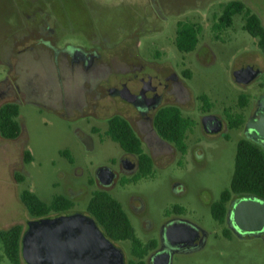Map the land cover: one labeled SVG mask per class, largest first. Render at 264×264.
<instances>
[{"label": "rangeland", "instance_id": "1", "mask_svg": "<svg viewBox=\"0 0 264 264\" xmlns=\"http://www.w3.org/2000/svg\"><path fill=\"white\" fill-rule=\"evenodd\" d=\"M231 1L245 4L264 27V0H0V26L10 22L7 45L0 56L4 62L0 85L10 73L9 63L16 65L14 55L24 46L22 37L26 36L29 45L42 33L57 47L71 45L100 54L96 63L111 73L109 86L116 83L114 73L124 62L167 64L181 76L188 96L181 101L173 98L166 105L179 107L181 115L192 121L185 135L187 153L182 155L176 147L172 154L163 153L158 145L149 147L141 140L143 152L153 158V174L124 189L118 184L104 189L97 181V171L112 167L119 173L118 161L126 156L106 135L109 120L116 115L113 99L90 96L85 115L72 118L39 100L16 104L0 99V110L16 104L22 127L15 140L0 134V233L20 227L23 235L28 221L36 219L21 201L25 190L47 204L56 196H65L74 204L69 212H86L93 194L104 191L123 204L129 199L142 204L140 210L133 212L128 207L127 212L143 241L158 237L165 213L179 215L204 230V245L175 254L172 264H264L261 238H229L212 215L213 204L230 189L238 142L249 140L244 129L264 94V52L259 39L244 29V15H235L228 28L219 27L224 7ZM178 23L201 29L199 43L190 53L176 47ZM51 28L49 37L46 30ZM245 64H256L262 71L250 84L240 85L233 73ZM11 74L15 76L16 69ZM72 94L65 90L62 95L73 98ZM207 112L223 120V134L204 132L201 120ZM126 117L139 135L134 119ZM240 120L243 124L232 129L231 123ZM27 152L32 158L29 163ZM54 215L51 212L43 218ZM0 264H13L1 240Z\"/></svg>", "mask_w": 264, "mask_h": 264}, {"label": "flooded vegetation", "instance_id": "2", "mask_svg": "<svg viewBox=\"0 0 264 264\" xmlns=\"http://www.w3.org/2000/svg\"><path fill=\"white\" fill-rule=\"evenodd\" d=\"M46 31V35L51 37L54 30L51 28ZM41 34L37 33V37H34V40L29 45L25 44L26 36L24 35L22 37L24 39V46L18 49L14 55L17 59L16 65L9 63L11 69L8 77L0 85V99H12L16 104L24 99L39 100L50 107L51 110L64 117L72 118L76 115H85V110L89 106L88 98L90 96H93L95 100L111 98L114 101L115 116L125 119L135 131V128L126 115L134 119L140 131L139 135L136 131L135 133L140 141H145L149 147H152L153 144L158 145L163 153L172 154L174 152L173 147L175 148V145L158 133L155 127V120L160 111L171 108V106H167L166 104L173 101V98L181 101L188 96V91L182 78L175 70L170 69L167 64L147 66L137 62H124L120 65L122 69L114 73L117 77L116 83L109 86L106 82L111 78V73L105 69L104 65L100 66L96 63L100 54L71 45L64 46L63 48L57 47L53 45L52 41L48 40V37H42ZM254 65L256 64H252L251 66ZM15 69L16 75L13 76L11 73ZM259 69L262 71L261 68ZM65 90L67 92H73V98H64L62 94H64ZM172 108L180 109L179 107ZM258 114L259 108L256 109L251 118L258 119ZM208 115L214 114L207 112L202 116V119ZM218 118L223 123V130L219 134L206 132L201 120L202 128L206 134L221 135L224 133L226 126L223 120L220 117ZM244 132L248 138L246 128ZM123 152L126 156H123L117 164L120 174L112 167H109L116 175L114 185L105 188L98 182L104 189L113 188L117 184L121 189H124L137 185L153 174V158H151V173L147 174L148 162L141 161L138 155ZM151 152L152 155L157 154L154 150H151ZM248 196L254 195H237L232 198L226 207L225 222L218 223L224 226V233L229 238L233 236L240 238L259 237L264 241V235H258L253 232H241L234 218L232 217L229 220V214L234 209L233 202ZM115 200L121 205L130 226L134 230L135 237L147 247V255L143 258L145 264H163L168 258H170L169 264H172L175 254L196 251L206 241L207 236L203 229L183 220L179 215L171 217L169 213H165L164 223L161 226L158 237H149L143 241L138 237L134 221L127 212L128 207L133 212L140 210L142 204H138L133 199H129L125 204L119 202L117 199ZM70 210L63 213H55L54 216L83 215L92 219L102 233L103 240L109 245L100 250L96 247L93 248V250L88 251L87 254H84L80 258L82 261L92 260L97 264H132L139 261L134 253L133 240L128 237H123L120 232H114L116 231L115 225L112 226L109 224L106 226L104 223H101L90 212L88 207L86 212H69ZM180 211L182 213V210ZM35 220H40V218ZM182 221L187 222L188 225L196 229L195 240L193 242L194 246H191L189 242L173 244L165 238V232L172 226L181 224ZM29 222L27 223V230ZM148 225L149 223L147 222L146 229H148ZM81 226L82 228H86L85 230L88 235L95 240L93 234L89 232L91 224L87 220H84ZM55 227L56 225L52 228ZM82 236V230L78 228L73 232L67 233L63 237V240L65 242H71L82 238ZM22 251L21 246V259L26 263ZM128 253L130 257H128Z\"/></svg>", "mask_w": 264, "mask_h": 264}, {"label": "trees", "instance_id": "3", "mask_svg": "<svg viewBox=\"0 0 264 264\" xmlns=\"http://www.w3.org/2000/svg\"><path fill=\"white\" fill-rule=\"evenodd\" d=\"M244 15V29L254 38L259 39V47L264 52V27L259 17L254 14L245 4L240 1H231L224 7L220 18L219 27L228 28L232 25L235 15ZM201 29L196 24L178 23L176 47L181 52L190 53L194 51L199 43ZM203 101L206 98L202 97ZM19 108L16 105H6L0 110V134L6 140H15L20 137L22 127L18 121ZM242 120L236 124L231 123V128H239ZM158 133L175 145L185 154L187 151L185 143L186 132L192 127V121L181 115L177 108H167L159 112L155 120ZM107 137L117 143L120 148L128 153L140 156V160L148 162L147 174L151 173V160L143 153L142 144L130 124L123 118L114 116L109 120ZM32 161L27 152V163ZM254 195L264 199V148L251 140H240L237 145L235 159V171L229 190H226L221 199L212 206L214 219L223 223L226 215V205L231 195ZM21 201L26 206L30 215L36 219L48 216L51 212L63 213L73 208V202L65 196H56L50 204L41 200L36 194L29 190L23 191ZM88 209L106 226H116V231L123 237L133 240L134 253L139 259L132 264H145L143 258L147 255V247L144 246L134 235L121 205L104 191L93 194ZM4 251L13 264H20L22 233L20 227H13L8 231L0 233Z\"/></svg>", "mask_w": 264, "mask_h": 264}, {"label": "water", "instance_id": "4", "mask_svg": "<svg viewBox=\"0 0 264 264\" xmlns=\"http://www.w3.org/2000/svg\"><path fill=\"white\" fill-rule=\"evenodd\" d=\"M261 70L257 65L245 64L241 69L233 73L236 83L248 85L253 82ZM258 119L251 118L246 126L248 138L264 147V94L258 102ZM202 125L206 132L219 134L223 130L222 121L215 115L203 117ZM97 180L105 188L111 187L116 181L115 173L109 167H101L97 171ZM234 209L229 214V220L233 217L241 232H253L264 235V199L248 196L233 202ZM87 220L91 226L89 232L95 240L88 235L86 228L81 224ZM56 225L55 228H52ZM81 229L83 236L78 240L65 242L63 237L76 229ZM196 229L182 221L181 224L172 226L165 232L166 240L173 244L189 242L194 246ZM99 243V244H98ZM109 246L95 222L83 215L43 218L30 221L28 230L22 238V255L27 264H97L94 261H82L80 258L93 248L99 250ZM170 258L163 264H169Z\"/></svg>", "mask_w": 264, "mask_h": 264}, {"label": "crops", "instance_id": "5", "mask_svg": "<svg viewBox=\"0 0 264 264\" xmlns=\"http://www.w3.org/2000/svg\"><path fill=\"white\" fill-rule=\"evenodd\" d=\"M14 7H16V5H14ZM5 26V27H4ZM1 29L2 31L0 32V56L3 57L4 55V50L6 48L7 45V39L9 38V30H10V22H4L3 24H1ZM8 31V32H7ZM8 37V38H7ZM7 38V39H6ZM4 62L2 60H0V65H3ZM42 200V199H41Z\"/></svg>", "mask_w": 264, "mask_h": 264}]
</instances>
